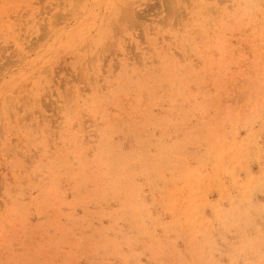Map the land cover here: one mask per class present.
Instances as JSON below:
<instances>
[{
	"label": "rangeland",
	"instance_id": "374dc122",
	"mask_svg": "<svg viewBox=\"0 0 264 264\" xmlns=\"http://www.w3.org/2000/svg\"><path fill=\"white\" fill-rule=\"evenodd\" d=\"M0 264H264V0H0Z\"/></svg>",
	"mask_w": 264,
	"mask_h": 264
}]
</instances>
